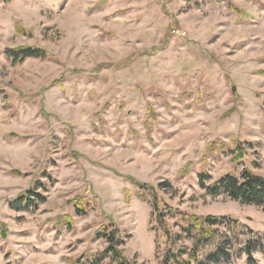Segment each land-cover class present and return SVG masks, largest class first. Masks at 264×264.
Here are the masks:
<instances>
[{
  "label": "rangeland",
  "instance_id": "374dc122",
  "mask_svg": "<svg viewBox=\"0 0 264 264\" xmlns=\"http://www.w3.org/2000/svg\"><path fill=\"white\" fill-rule=\"evenodd\" d=\"M244 169L264 176V0H0V264H164L188 216L243 226L217 264H264V209L200 187Z\"/></svg>",
  "mask_w": 264,
  "mask_h": 264
},
{
  "label": "trees",
  "instance_id": "16d2710c",
  "mask_svg": "<svg viewBox=\"0 0 264 264\" xmlns=\"http://www.w3.org/2000/svg\"><path fill=\"white\" fill-rule=\"evenodd\" d=\"M1 1L5 2L6 0ZM8 56L14 63H22L29 58H45V52L30 47H21L8 50ZM237 151L238 154L243 153L240 149ZM210 182L211 177L209 175L203 174L200 176V187L207 195L215 197L225 194L230 199L244 205H251L264 209V176L255 174L249 169H244L240 175H237L235 172H230L222 176L219 180L213 181L212 183ZM32 196H34L35 199H33ZM45 200V197L37 193H30L28 197H23L18 200L16 206L22 208L24 205L31 206L32 204H38V202H44ZM88 204L91 206L87 205V207H85L84 205H80L76 207L78 216L86 215L88 209L93 208L91 203ZM153 208V217L157 219L160 228L164 230L166 236L172 240L173 237L168 228L166 216L161 210L159 202L155 201ZM224 225L228 229H230L232 225L237 227L238 230L230 229V232L234 235V239L230 237V232L225 233L217 228ZM182 231L192 242L191 247L185 248L177 254L174 253L173 249H170L166 254L164 264H179L177 258L184 255L188 257V260L184 264H217L221 261L227 262L231 259V250L234 249L232 247L234 240L238 241L239 236L245 234L243 226L241 227L238 222H233L225 217L220 218L213 216H188L187 226L182 227ZM97 237H103L107 240L109 244L107 251L112 255L113 261L121 263L127 262L118 250L120 242L117 239V233L115 231L111 233L99 231ZM260 238L261 237H258V240H260ZM260 244L259 241L247 244L245 253L249 257V261H252L254 252L258 251ZM208 249L213 251L207 253L205 260H200L199 256ZM76 264L80 263L77 262Z\"/></svg>",
  "mask_w": 264,
  "mask_h": 264
}]
</instances>
